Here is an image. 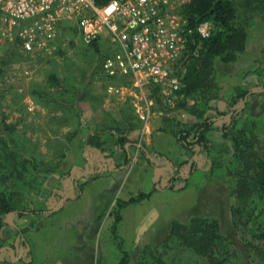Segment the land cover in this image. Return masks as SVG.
Segmentation results:
<instances>
[{"label":"crops","instance_id":"1","mask_svg":"<svg viewBox=\"0 0 264 264\" xmlns=\"http://www.w3.org/2000/svg\"><path fill=\"white\" fill-rule=\"evenodd\" d=\"M101 40L106 42L105 39ZM31 76L35 77L36 74L32 75L31 73L29 77ZM125 82V79H115L112 85H124ZM108 85L91 86L88 82L86 86L77 88L73 82L68 83L66 89L70 99L67 100L72 105L65 104L63 108L70 111L68 115L75 120L59 117V110H49L52 109V105L47 107L40 104L33 93L36 87L22 89L24 99L20 102L19 107L24 106L28 109L30 118H34L37 123L41 120V118L39 120V116L48 117L51 123H55L57 127H65L62 129L63 131H58L51 136L61 140L64 138L62 132H67V129L74 130L79 125V120L83 121V123L81 121V130H84H80L76 136L71 134L73 139L61 159L60 172L58 173L71 170L69 171V189H65V186L68 185L66 182H64V187L62 184L58 185L67 190L64 196L68 194L70 196L73 191L71 175L74 176L72 172L74 168L79 167V170L88 177L83 179L85 182L76 199L69 200V203H67L68 201L60 203L51 210V213L39 214L41 212L33 210L36 212L24 214V216L40 218L38 225L37 219H34V222L28 224V227L31 225L35 227L33 232H38L36 237H40L41 241L43 238L46 243L45 251L38 250V243L33 238L30 242L32 259L30 264H57L56 262L69 264V261L72 262L70 264H73L75 259V264H77L79 259L77 257L74 259L69 254V250L73 251L74 249L75 236H98L105 223L108 226L106 229L110 231L116 199L127 200L139 192L150 193V195L148 198L127 204L120 209L121 219L117 224L116 231L124 244L140 241L150 230V234L154 237L155 235H165L169 232L170 223L173 220L186 222L192 217H211L219 221L221 209L226 211L231 177L227 176L225 179V175L217 174V169L220 167L212 168L210 157H205L206 160L208 159V163L203 160L199 165L196 162L199 159L197 147L193 150L191 146H185L173 135L163 131L164 119L161 117L154 118L149 122L141 121L135 114L133 106L130 105L131 109L127 105L128 100H122L118 94L109 92ZM242 107V105L238 107V110ZM80 108L83 109L81 112V114L84 113L83 115L78 111ZM95 108L98 109L97 114L93 112L96 111ZM127 108L129 110H126ZM25 114L20 115L21 117H18L16 121L27 123ZM106 117L107 119H105ZM129 117L134 123H129ZM224 117L228 122L229 116L224 115ZM250 118L252 117L248 118V123L253 121V118ZM195 121L196 119L188 114L184 122ZM220 121V119L213 121L205 132L211 145V156L213 149L220 152L225 146ZM88 136L99 138L101 150L84 144ZM117 137H125L127 140L123 149L116 141ZM194 151L196 153H193ZM51 154H49L50 158L54 159V154ZM106 155L109 157H105ZM126 156L128 161L124 165ZM85 158L92 162L89 169L80 167L82 162H85ZM191 161H194L196 167L188 173L181 171L182 167L187 168V165L190 170ZM222 168L223 172H226V167ZM103 170H106L107 175L97 176V173ZM172 177L174 178L170 180ZM65 206L68 210L65 209ZM107 211L108 215L102 219V214ZM18 217L23 218V215ZM101 219L103 223H99ZM67 224L73 227L74 231L68 233L64 228ZM23 225L18 228L25 229V223ZM51 242L52 244H50ZM21 247L19 255L22 254ZM83 257L85 259L78 262L87 261L89 263L88 257Z\"/></svg>","mask_w":264,"mask_h":264},{"label":"trees","instance_id":"2","mask_svg":"<svg viewBox=\"0 0 264 264\" xmlns=\"http://www.w3.org/2000/svg\"><path fill=\"white\" fill-rule=\"evenodd\" d=\"M107 1L96 0L97 4ZM181 12L192 27L203 20H210L213 23V31L207 38H200L194 33L192 42L189 43L181 60L183 98L177 106L194 116L196 121L186 123L176 118L161 117L164 119L162 130L173 135L185 146H191L193 150L196 147L200 148L207 158H211L212 168L226 167L224 175L231 177L229 190L236 201L230 208L231 223L233 229L241 237L242 246H237L236 239L232 240L221 232L217 219L192 217L186 222L173 220L170 223L168 235L162 243V248H156L159 253V257L155 256L156 264H176L162 260V254L164 255L165 252L173 254L172 258L176 257L179 264H264V228L255 223V204H257L255 200L264 197V144L258 148L256 143L247 136L245 130L238 127L234 115L235 108L229 111L230 119L221 127L223 138L227 141L222 152H218L223 156L210 155L211 145L205 135L213 122L207 115V111L212 109L211 101L216 100L220 94V86L214 77V63L216 61L230 63L237 60L245 49L249 20L254 16L264 19V0H189ZM99 45V41H95L92 45L86 46L97 51ZM6 47L7 50L5 49L0 56V82L6 67L19 57H23L16 49L15 43H7ZM107 54H104L103 57ZM99 69L97 74L101 73L110 84L115 79H125L124 85H128L127 79L122 76L107 77L104 75L101 64ZM47 81L50 85L65 91L68 96V90L54 73L47 76ZM3 92L4 88L0 86V106ZM234 92V100L237 102L243 101L247 95L256 94L241 87L235 88ZM33 93L43 106L57 104V108L62 109L63 105L69 104L67 99L60 97L58 93H51L45 88L37 87ZM227 113L228 111H219L221 116L227 115ZM12 129H14V125L6 124L0 113V166L6 168V173H0V228L2 218L7 213L22 216L28 212H36L25 211L21 208L19 204L21 189H18V186H13L12 183H6L9 178H13V180L23 178L26 172L29 174L39 172L37 161L32 157L29 158L17 143L6 135V132ZM116 141L123 149L127 140L125 137H117ZM84 144L101 150L97 136H88ZM225 155L227 158L224 157ZM59 156L64 157V153ZM127 161L126 156L124 165ZM194 167L195 163L191 161L189 172ZM42 170L46 173L51 171L49 168ZM149 195L150 193L139 192L127 200L116 199L115 201L110 231L121 253L118 264H127L129 259V254L122 248L121 238L116 231L117 224L121 219L120 209L127 204L148 198ZM253 226L257 227L253 230ZM152 250L153 248L148 246L144 249L146 253L150 254H153Z\"/></svg>","mask_w":264,"mask_h":264},{"label":"rangeland","instance_id":"3","mask_svg":"<svg viewBox=\"0 0 264 264\" xmlns=\"http://www.w3.org/2000/svg\"><path fill=\"white\" fill-rule=\"evenodd\" d=\"M249 23L250 25L247 27L245 49L239 55L237 60L230 63H222L220 61L214 63V77L215 81L220 86V96L216 100L211 101L212 109L207 111V115H209V118L212 121L220 119L222 126L227 122V118L221 116L219 111H228L227 115L229 116V120L231 115L229 111L235 108L234 115L237 124L239 125L238 127L243 128L247 136L256 143L258 148H260L264 144V19L256 16L255 18L253 17L250 19ZM55 43L57 49L53 55L48 58L39 57L36 59H25L24 57H19L17 60L10 63V65L6 67V71L2 75V80L0 82V86L4 88V94L1 97L0 113L3 115L6 124L14 125V129L8 130L6 135L9 136L11 140L15 141L20 149L26 152V155L29 158L32 157L37 161L36 165L39 169V172H36L37 174L32 173L35 176L26 172L24 173L23 178H16L14 180L13 178H9L6 183H12L13 186H18V189H21L19 196L21 199L19 203L21 208L25 209V211L37 210L41 212L39 214L51 213V210L61 203L60 199L67 191L65 189H69L70 187L69 171L71 170L65 169L66 171L63 173H58L60 172L62 159L59 154L64 153V151L67 150L68 145L73 139L71 134L73 133L76 136L81 130L82 119L79 120V125L74 130L67 129V132H62V136H64L65 139L63 138L59 140L54 136H51V134L63 131L62 129L65 128L64 126L57 127L55 123H51L48 117L42 118L41 116H39V120L41 118L40 122L36 123L34 118L29 117L28 109L24 106L19 107L20 102L24 99L22 89L25 90L32 86L36 88L41 87L47 89L51 93H58V95L64 97V99H70L65 91L57 86L48 84L47 76L50 73H54L55 76L62 81V84L65 87H68V83L70 84V82H73L77 88H82L84 85L86 86L88 82H90L91 86L96 85L101 87V85H108L109 82L107 79H105L101 73L97 74V72L100 71L99 67L103 55L112 51L109 44L102 40L99 43L98 50H92V48L84 45L80 41L73 27H67L65 25L61 27ZM6 46L7 43L0 46V56L7 48ZM241 68L242 70H240ZM31 73L32 75L36 74V76L29 77ZM47 86L49 87L47 88ZM237 87H241L256 94L247 95L243 101L239 100L237 102L234 100V89ZM230 104L233 108L229 106ZM127 105L131 107V104L129 103ZM241 105L243 107L238 110V107ZM53 107L49 110H59V117H63L66 120L73 119L68 115L70 111L67 109L57 108V106H55V108ZM95 109L96 111L93 112L97 114L98 109ZM126 110L129 109L127 108ZM78 111L81 114L83 109L80 108ZM23 114H25L26 119L31 122L27 121V123H24L16 121L17 118L21 117L20 115ZM83 114L84 113L81 115ZM185 114L186 116L188 115L186 112ZM190 116L195 118L192 115ZM249 117H252L253 121L248 123L247 120ZM105 119H107V117ZM128 121L129 123H134L132 118L128 119ZM225 143H227L226 140ZM197 149V154L199 153L197 157H199V159H197L196 162L200 165L203 160H206V156H204L205 153L200 148L197 147ZM217 151L218 150L213 149L212 155H221ZM51 153L54 154V159L50 158L49 154ZM193 153L196 152L194 151ZM86 155L87 153L85 156ZM224 157L227 158V155ZM84 161L85 162H82L80 167L83 169H89V167L92 166V162L86 158ZM207 161L208 159L205 162ZM47 168L52 170L47 173L43 172L42 169ZM181 171L188 173V171H190L188 165L187 168L182 167ZM72 172L74 174L72 180L73 191L70 196L63 200L62 204L66 201L69 203V200L76 199L85 182L83 179L88 178L84 172L79 170V167L74 168ZM0 173H6V168L0 166ZM97 174V176L107 175L106 170L98 172ZM217 174H220L221 176L226 174L223 172L222 166L217 169ZM226 178L227 176L225 179ZM64 182L68 185L65 186V189L60 188L58 185L62 184L64 187ZM255 201H257V204H255V223L264 228V197L258 198ZM235 202L233 195H228L226 211L221 209L219 212V221L221 232L232 240L236 239L235 241L238 243L237 246H242L241 237H239L237 231L233 229L231 223L232 218L229 209L235 204ZM83 203L85 202L83 201ZM66 210H68V208ZM7 215L8 213L3 216L2 226L0 228V264H30L32 263L30 256V242H32L33 238L36 243H38V250L46 249V243L43 238L41 241L39 239L40 237H36L38 232H33L35 227H32V225L31 227H28V224L33 223L34 219H37L38 225V220L40 218H32L29 217V215H23V218H20L13 215V213H10L8 219ZM107 215L108 211L104 212L101 218H106ZM102 219L99 220V223H103ZM23 223H25L26 228L19 229L18 227L24 226ZM107 227V223H105L98 236H75V250H69L70 256H73L74 259L77 257L79 259L78 261L85 259L83 256L88 257L89 260V263L87 261L81 263L77 261V264H117L121 257V253L118 250L116 242L110 235V231L106 229ZM256 227L257 226H253L252 229L254 230ZM64 228L68 233L74 231V229H72L73 227L69 224L65 225ZM150 232L151 230L148 231L140 241L127 242L126 244L123 243V240L120 237L122 248L129 254L127 264H156L155 256L159 257L156 248H162V243L166 239L168 233L161 236L155 235L154 237ZM50 244H52V242ZM157 245L159 246L157 247ZM20 246H22L21 255H19ZM147 246L153 248V254L144 251ZM172 255L173 254L170 252H165L164 255L162 254L161 258L167 263L175 262L176 264H179L176 257L172 258ZM56 263L62 264L61 262ZM70 263L72 262L69 261V264ZM75 263L76 259L73 264Z\"/></svg>","mask_w":264,"mask_h":264},{"label":"built area","instance_id":"4","mask_svg":"<svg viewBox=\"0 0 264 264\" xmlns=\"http://www.w3.org/2000/svg\"><path fill=\"white\" fill-rule=\"evenodd\" d=\"M187 2L0 0V46L13 42L25 59L48 58L63 25L73 27L84 45L105 39L112 51L102 59V73L128 82L107 90L128 100L143 122H184L186 114L177 106L183 98L181 60L194 33L207 38L213 31L210 20L190 26L181 12Z\"/></svg>","mask_w":264,"mask_h":264},{"label":"water","instance_id":"5","mask_svg":"<svg viewBox=\"0 0 264 264\" xmlns=\"http://www.w3.org/2000/svg\"><path fill=\"white\" fill-rule=\"evenodd\" d=\"M228 118H229V117H228ZM71 177H72V179H73L74 176L71 175ZM72 185H73V184H72V182H71V187H72ZM70 192H71V191H70ZM70 192H69V193H70ZM68 195H69V194H68ZM68 195H67V196H64V198L61 200V204H62L63 200L66 199V198L68 197ZM9 216H10V213H8V215H7V218H8V219H9Z\"/></svg>","mask_w":264,"mask_h":264}]
</instances>
